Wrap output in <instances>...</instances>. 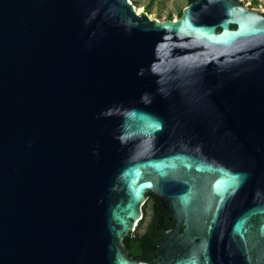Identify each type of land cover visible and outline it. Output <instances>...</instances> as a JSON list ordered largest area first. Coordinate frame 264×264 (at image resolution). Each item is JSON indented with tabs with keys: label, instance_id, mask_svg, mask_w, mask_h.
Listing matches in <instances>:
<instances>
[{
	"label": "water",
	"instance_id": "obj_1",
	"mask_svg": "<svg viewBox=\"0 0 264 264\" xmlns=\"http://www.w3.org/2000/svg\"><path fill=\"white\" fill-rule=\"evenodd\" d=\"M0 264H264V14L0 0Z\"/></svg>",
	"mask_w": 264,
	"mask_h": 264
},
{
	"label": "trees",
	"instance_id": "obj_2",
	"mask_svg": "<svg viewBox=\"0 0 264 264\" xmlns=\"http://www.w3.org/2000/svg\"><path fill=\"white\" fill-rule=\"evenodd\" d=\"M194 0H187L188 4ZM152 200V214L143 233H131L124 239L129 254L139 260L148 261L157 258L158 245L165 232L173 227L170 215L162 208L156 197L147 195Z\"/></svg>",
	"mask_w": 264,
	"mask_h": 264
},
{
	"label": "rangeland",
	"instance_id": "obj_3",
	"mask_svg": "<svg viewBox=\"0 0 264 264\" xmlns=\"http://www.w3.org/2000/svg\"><path fill=\"white\" fill-rule=\"evenodd\" d=\"M137 9L146 12L158 20L176 19L182 9L188 5L187 0H130ZM248 8L258 9L264 13V0H240ZM152 214V200L147 197L142 206V219L137 223L133 233L141 234L145 230Z\"/></svg>",
	"mask_w": 264,
	"mask_h": 264
},
{
	"label": "flooded vegetation",
	"instance_id": "obj_4",
	"mask_svg": "<svg viewBox=\"0 0 264 264\" xmlns=\"http://www.w3.org/2000/svg\"><path fill=\"white\" fill-rule=\"evenodd\" d=\"M264 14V13H263ZM232 28H233V26H232ZM155 259V258H154ZM140 261H143V260H140ZM151 261H153V260H148V261H144V262H151Z\"/></svg>",
	"mask_w": 264,
	"mask_h": 264
},
{
	"label": "bare ground",
	"instance_id": "obj_5",
	"mask_svg": "<svg viewBox=\"0 0 264 264\" xmlns=\"http://www.w3.org/2000/svg\"><path fill=\"white\" fill-rule=\"evenodd\" d=\"M137 9V8H136ZM137 12H141L140 9H137Z\"/></svg>",
	"mask_w": 264,
	"mask_h": 264
}]
</instances>
